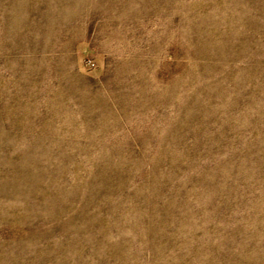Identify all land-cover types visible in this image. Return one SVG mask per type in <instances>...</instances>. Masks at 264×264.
Listing matches in <instances>:
<instances>
[{
  "label": "rangeland",
  "instance_id": "obj_1",
  "mask_svg": "<svg viewBox=\"0 0 264 264\" xmlns=\"http://www.w3.org/2000/svg\"><path fill=\"white\" fill-rule=\"evenodd\" d=\"M0 264H264V0H0Z\"/></svg>",
  "mask_w": 264,
  "mask_h": 264
}]
</instances>
